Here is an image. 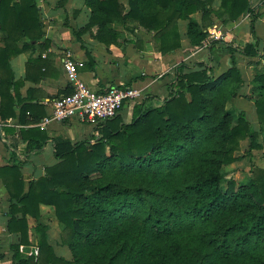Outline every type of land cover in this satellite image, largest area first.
<instances>
[{
  "label": "trees",
  "instance_id": "16d2710c",
  "mask_svg": "<svg viewBox=\"0 0 264 264\" xmlns=\"http://www.w3.org/2000/svg\"><path fill=\"white\" fill-rule=\"evenodd\" d=\"M215 1L127 0L126 8L122 0H85L90 20L77 34L90 32L108 46L120 38L109 26L131 22L154 33L155 48L164 55L180 50L183 37L197 48L210 41L214 18L227 26L247 15L251 41L236 45L212 39L230 54V67L221 75H215L213 57L192 67L180 63L160 105L148 96L134 106L130 122L122 108L90 140H56L58 163L45 168L27 190L22 164L12 160L0 168L12 201L7 229L20 235V243L12 246L14 264H264V169L252 168L247 182L231 179L223 187L224 168L241 160L236 153L242 141H249L250 158L264 147V69L252 79L250 93L242 95L253 103L260 132L245 111L236 118L228 110L245 87L237 55L264 63V39L256 31L264 0L258 11L252 0H221L219 9ZM197 13L201 21L193 17ZM180 22L186 23L185 35ZM0 31L5 43L0 93L13 103L10 61L23 52L22 39L45 36L37 0H0ZM6 103L0 109L4 122L16 116H5ZM28 113L30 125L43 118L25 107L23 116ZM19 133L28 156L47 144L40 128ZM42 205L53 208L64 225L62 243L72 260L56 255L42 225L36 227L37 258L22 255L20 245H30L27 218L40 219Z\"/></svg>",
  "mask_w": 264,
  "mask_h": 264
},
{
  "label": "crops",
  "instance_id": "0c3cea01",
  "mask_svg": "<svg viewBox=\"0 0 264 264\" xmlns=\"http://www.w3.org/2000/svg\"><path fill=\"white\" fill-rule=\"evenodd\" d=\"M62 2L63 0H37L45 27L44 39L32 42L26 41L25 38L21 40L18 46L23 52L10 61L14 81L10 92L14 102L10 103L9 99L2 100L0 93V109L3 103L8 102L5 116L9 113L16 115L14 118L9 117L6 122L0 121V168L9 165L12 160L22 164L20 169L25 177L26 190L31 181L45 175V168L58 163L54 155L56 140L66 138L75 143L90 140L95 134L93 127L76 120L41 126V121L51 114L54 100L66 95L70 89L63 65L67 50L72 51L76 60L85 63L80 70V79L92 90L105 92L112 86L133 87L143 91L144 98L139 102L148 96H155L157 98L152 101L158 106L167 95V87L173 82L175 69L180 63L192 67L196 63H210V58L213 57L211 66L215 68V75L219 76L225 72L224 67L230 61V54L211 44L212 39H224L236 45L251 41L247 15L227 26L214 18L215 26L208 29L212 36L210 41L197 48L192 47L189 40L183 37L180 50L164 55L155 48L154 33L137 28V25L131 22L109 26L110 29L116 28L120 38L108 46L94 40L90 32L77 34L90 20L91 12L85 6V0H66L63 4ZM122 2L127 8V0ZM262 2L263 0H252L251 5L258 11ZM220 4L221 0H216L213 6L219 9ZM193 17L201 21L200 13ZM180 30L185 35V22H180ZM256 31L258 36L264 39V15L257 21ZM3 37L4 34L0 31V50L5 47ZM23 45L26 46L25 49ZM215 47L217 57L213 54ZM237 56L241 68L242 58L245 57ZM254 61L257 62L256 59ZM137 103H126L123 107L121 115L127 122L131 121L133 108ZM241 106L247 104L241 103ZM25 107H30L37 117L43 114L41 121L31 125L25 123L33 119L30 113L27 114L28 117L23 116ZM34 127L42 129L47 134L48 141L41 153L28 156V144L19 132ZM13 154L15 158H12ZM11 202L10 195L0 179V264H14L12 246L20 243V235L10 233L7 229ZM27 219L30 245H20V249L24 250L21 252L24 257H30L28 253L31 251L39 252V234L36 227L42 225L47 228L49 243L56 255L72 260L71 251L62 243L65 227L56 218L53 208L42 205L40 219L30 216Z\"/></svg>",
  "mask_w": 264,
  "mask_h": 264
},
{
  "label": "built area",
  "instance_id": "2783aa9c",
  "mask_svg": "<svg viewBox=\"0 0 264 264\" xmlns=\"http://www.w3.org/2000/svg\"><path fill=\"white\" fill-rule=\"evenodd\" d=\"M63 65L71 93L54 100L52 112L41 121V126L76 120L96 129L115 118L126 103H136L144 98L143 91L127 86H112L105 92L92 90L80 79V70L85 63L76 60L72 51L65 52ZM28 255L37 256L38 251H31Z\"/></svg>",
  "mask_w": 264,
  "mask_h": 264
},
{
  "label": "rangeland",
  "instance_id": "374dc122",
  "mask_svg": "<svg viewBox=\"0 0 264 264\" xmlns=\"http://www.w3.org/2000/svg\"><path fill=\"white\" fill-rule=\"evenodd\" d=\"M212 37V36H211ZM213 54L217 57V47L213 49ZM258 61V59H256ZM259 63V62H258ZM264 63L260 61L254 63V60H249L247 58H242L241 68L243 77L245 80V87L240 91L239 96L231 101L228 105V110L231 111L237 118L241 111H245L250 122L255 126V128L260 132V126L257 121L254 107L251 101L244 99L245 94H249L251 91V82L254 76L263 71ZM253 66V67H252ZM230 67V61L225 65V71ZM244 95V96H242ZM247 101V102H246ZM241 103L247 104V106H241ZM243 107V108H242ZM244 109V110H241ZM250 111V112H249ZM261 143L264 145V133L260 136ZM249 147V141L245 140L241 142L240 150L236 153L237 157H240L239 161L228 165L224 168V182L223 187L227 188V182L231 179L235 180L237 183L247 182L250 176V171L252 168H262L264 169V147L261 150H254L252 152V157L247 155Z\"/></svg>",
  "mask_w": 264,
  "mask_h": 264
}]
</instances>
